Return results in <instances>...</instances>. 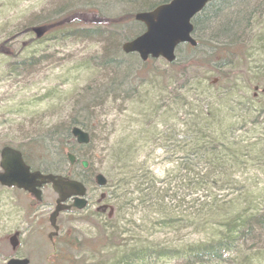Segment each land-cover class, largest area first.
I'll return each mask as SVG.
<instances>
[{
    "label": "rangeland",
    "instance_id": "374dc122",
    "mask_svg": "<svg viewBox=\"0 0 264 264\" xmlns=\"http://www.w3.org/2000/svg\"><path fill=\"white\" fill-rule=\"evenodd\" d=\"M151 1L0 0L3 51L0 55V149L5 142L19 140L24 135H27L23 137L25 142L45 138L53 132L61 134L63 142L59 147L45 139V148L41 143V147L33 145L30 151L26 149L28 165L54 176H63L68 171L74 175L75 169L69 166L65 155L75 141L66 129L73 118L78 119L91 136L90 144L75 152L91 162L90 170L84 174L89 206L82 211L60 214L54 254L48 240L52 232L48 217L56 200L51 188L42 193L43 210L33 212L22 192L0 187V264L12 257L25 258L29 264H200L185 259L188 248L191 250L194 244L207 239L209 228L217 232L223 218L220 216L243 213L254 215L244 223L254 232L236 237L231 249L233 255H225L226 260L218 264H264V228L253 225L264 223V118H254L255 108L264 110V95L253 104L252 92L248 90L264 86V0H248L239 6L217 2L200 14L193 33L198 51L192 54L186 46H181L178 55L181 64L194 57L204 64L206 47L216 46L218 42L243 46L242 49L235 47V56L215 57L213 63L220 74L231 73L238 79L216 86L211 82L217 77L211 74L207 80L210 88L201 82L208 72L205 69H199L197 76L176 79L163 60L143 66L137 56L124 55L120 50L125 57L121 59L126 82L137 86L135 90L139 87L140 94L132 95L129 91L133 90L132 86L124 88L112 81L115 78L106 70L104 54L109 52V44L118 47L123 36L135 33V24L123 28L118 35L94 28L90 33H78L62 40L44 36L36 39L34 34L25 31L27 26L41 27L77 9H88L100 15H95L96 18L112 21L132 13L135 10L132 5L137 7ZM238 12L246 13L249 22L245 21L241 31L236 30L232 37L224 38L218 31ZM191 98L197 102L191 103ZM132 100L131 105L126 104ZM218 102L226 105L218 107ZM152 103L161 107L155 113L164 114L149 119L152 126H145L146 119L141 116ZM216 108L224 111L221 114L224 118L216 114L219 117H211L203 125L199 113L207 110L212 114ZM196 124L200 130L197 133L201 132L209 145L195 143L191 151L198 154L191 156L193 161L176 162L182 152V141L194 134L191 129ZM221 128H227L225 136L217 141L219 134L214 129ZM142 130L150 131L146 137L140 135L141 141H136ZM120 141L125 150L115 154V158L112 152L107 154V149ZM230 142L226 153L239 150L242 157L256 155L262 159L255 164H245L243 158L225 162L227 158L220 154ZM176 150L180 154L174 155ZM146 156L149 179L159 188L157 211L133 209L123 198L114 200L112 187L99 188L92 182L95 172L109 179L118 166L136 171L135 166H141ZM215 156L221 167L215 165ZM197 159L205 160V164ZM192 173L204 177L208 184L215 182L211 185L220 189L204 186L205 181L201 189L192 192ZM213 176L217 181H213ZM169 181L170 185L164 188ZM100 195L105 196V203L112 209L111 218L107 212L100 217L95 213ZM213 198H221V210L213 214L200 208V204L209 203ZM191 200L197 202L192 204ZM206 213L218 218L204 220L211 225L197 228ZM16 232L20 237L13 250L10 239Z\"/></svg>",
    "mask_w": 264,
    "mask_h": 264
},
{
    "label": "trees",
    "instance_id": "16d2710c",
    "mask_svg": "<svg viewBox=\"0 0 264 264\" xmlns=\"http://www.w3.org/2000/svg\"><path fill=\"white\" fill-rule=\"evenodd\" d=\"M168 1L169 0H160V1L155 2V0H153L151 2L145 3L144 5H140L137 7H136V5H132L133 6L132 8L135 7L134 8L135 10L132 13H129V14L123 15V16H119L115 20H112V21H105V20L98 18V17L96 18L95 15H98V14H95L88 9H83V11L77 9L75 11L68 13L67 15H63V16L59 17L56 21L45 23L44 25H42L41 27H38V28L44 33V35H43L44 37L62 40V38H66V37H70V36H76L78 33H85V34L90 33L89 30L94 29V28H102L109 33H116L118 35V33L121 32L123 30V28L127 29L128 27H131L133 24H135L136 25L135 27H137V30L135 31V33H133L129 37L123 36L122 42H124L130 38L136 37L137 35H139L143 31V27L141 25L135 23L133 20V15L135 13L150 11L155 6L162 4V3H166ZM247 1L248 0H215L211 4L207 5L204 10H206L207 7L209 8V7L213 6V4H215L217 2H221L224 5H232L235 3L239 6L242 3L245 4ZM239 8L241 10L243 8V6L239 7ZM200 14L198 16H196L192 21L193 33L195 32V26H196L198 19L201 18ZM98 16H100V15H98ZM246 19H247L246 13H243V15H242V12H238L237 14H235V17L233 19H231L229 21H227L228 20L227 19L225 21V24L227 23V25L225 26L224 24H222L221 29L218 32L224 38L232 37L234 35V33L236 32V30L241 31L240 30L241 26L244 24L245 21H246V24L249 22L248 21L249 18L247 20ZM224 27H225V29H224ZM33 28H34V26H32V25L27 26L25 28V31L27 33H32ZM217 44L218 45H216V46H207L206 47V51L204 52V56L202 57V59L204 60V64H201L200 59H198L196 57L192 58L190 62H186L184 64L183 63L181 64L180 61L178 60L179 59L178 55L180 52V50H179L180 48H178L176 51L175 62L167 65V67H169L170 70L174 72L173 74H174V77L176 79L184 77V76H187V77L197 76L199 69H205V71H208V72H207L206 77L203 79L204 81H201V82L205 83L207 88H210V84H207V80L210 78L209 75H211V74L213 76L217 77L216 86L223 84V83L227 84V82L232 81V80L236 81L238 79L237 76L231 75V73L220 74L221 72L213 65V63H215V60H214L215 57H218V59H224L225 57H227L229 55L235 56V51H236L235 47H238V49H242L243 46H241V44H239V43L234 44V46H230V43L225 44V43H219L218 42ZM120 45L121 44H119L118 47H115L114 45H110V44L108 45V46H110V50L108 53L104 54V60H103V61H105L104 64H105L106 68H110L111 70H113V69L116 70V67H114V66H116L118 64L117 59L118 58H122V59L125 58L119 52ZM187 49L190 51V53L194 54L195 52L198 51V44H197L196 48H190L189 46H187ZM201 51H204V50H201ZM2 54H3V51L0 48V55H2ZM150 62L154 63L156 61H148L147 63L142 64V65L146 66ZM167 77H168V79H170L171 75H169ZM192 80H195V79L193 78ZM176 81L177 80H175V82ZM252 88L249 87L248 90H250L252 92ZM262 95H264V93L258 94L256 98H252V94H251V98H250L251 102L253 104H256L258 97H260ZM192 100L195 101V98H192ZM219 100L221 101L222 99H219ZM154 102H157V101H154ZM153 104L154 103L151 104L152 106L149 109H151L153 107H155V108L158 107V104H156V105L154 104L155 106ZM225 105H226V103L225 104L224 103L222 104L219 102L217 103L218 107H224ZM153 115H154V113L148 114V115L146 114V116H148V117H152ZM199 115L202 116L203 125L205 123H208V121L211 118L210 116L204 115L202 113H199ZM259 116H261V118H264V110H262L261 107L254 109L255 120H257V118H259ZM240 118H241V116H240ZM238 119H236V120L238 121ZM194 124H195V122H194ZM77 126L80 127L82 130H85L83 125H77ZM232 127H233V125L229 126L228 128H232ZM226 129L225 128L214 129V132L216 131V133L219 134L218 138H215V139H219L217 141L223 140V138L225 136V130ZM149 131L150 130L140 131L138 133V138L135 140L141 141L140 135L142 137H144V136L146 137L149 134ZM191 131H193L195 136L193 138H191L189 141L191 143V147L193 146V148H195L196 146H195L194 139L196 138L197 132L200 131V130H197V124L193 125ZM24 136H27V135H24ZM24 136L20 137L21 139H19V140L15 139V138L11 139L12 142L11 141L5 142L3 144V146H10V147H13V148L19 150L22 153V156L27 163L28 160H27L26 155H25L26 149H28L30 151L31 147L33 145H35L36 147H41V143H44V141H43V138L40 137V138H36V139H29V141L24 142V139H23ZM212 137H214V136H212ZM212 137H210V138L213 140L214 138H212ZM13 140L16 142H13ZM186 140L182 141V143L184 144ZM131 141L134 142V140H131ZM144 141H145V138H144ZM204 145L208 146L209 144L206 141ZM221 145H223V143ZM230 147H231V142H230V145H228L224 148V150L221 152L220 155H222L223 157H226L227 158L226 160L231 161V162L239 161L240 157L242 156V154H240L239 150L231 151L232 152L231 154L226 153L227 150H225V149L230 148ZM43 148H45L44 144H43ZM122 149L125 150V148H122ZM190 153H192V151H190ZM193 154H198V152H195ZM204 154L205 153L203 152L201 155H204ZM114 158H115V154H114ZM215 158H216L215 165H217V164H219V161H218L219 158H217L216 156H215ZM197 160H199L200 163L205 164V160H201V159H197ZM225 162H227V161H225ZM139 166H135L137 168L136 171H140L141 166L140 167ZM119 168H121V166H119ZM208 168H210V167H208ZM131 171L134 172L135 169L126 167V169L123 170L122 176L124 175L127 178ZM72 176H74V175H72ZM190 178H191L190 185L192 183V186H191L192 191H196L198 189H201L202 186L204 185L203 182H205V181L206 182H205L204 186L210 185V186H208L209 188L216 187V186L211 185L212 183H215V182L208 184V181L205 180L204 177L199 178L198 173L197 174L192 173L190 175ZM216 178L217 177L213 176V181H215ZM149 181H150V185L152 187H149L145 190H148L149 193H151L150 191H152V193H154L155 188H154L153 182L150 179H149ZM110 183H111V181H110ZM155 186H156V184H155ZM216 188L220 189L218 187H216ZM154 195H155L154 196L155 198L153 199V201L158 200L157 199V196H158L157 193H155ZM207 197L208 196H204V198H207ZM200 203H202V202H200ZM204 203H206V202H204ZM204 203H202V204H204ZM202 204H200V205H202ZM136 208H139V206L136 205ZM238 219H239V223L237 226H232V225L230 227L227 226V227L223 228L219 232L218 235H215L212 238H207L202 243L194 244L193 246L195 248H192L191 250H190V248H188V250L184 253L185 259L195 260V263H200V264L206 263V262L207 263L208 262L217 263V264L223 263L226 260L224 257L225 255L227 257H230V255H233L231 253V249L234 245V241H235L236 237H239L241 235V233L251 235L254 232L253 231L254 229L251 226L244 224V223H246V221L248 219H246L245 217H241V216H239ZM255 223L256 224H253L254 226H258L260 229L264 228V223H261V224L257 223V222H255ZM248 227L251 230H249ZM102 240L108 241L107 237H102Z\"/></svg>",
    "mask_w": 264,
    "mask_h": 264
},
{
    "label": "water",
    "instance_id": "95a60500",
    "mask_svg": "<svg viewBox=\"0 0 264 264\" xmlns=\"http://www.w3.org/2000/svg\"><path fill=\"white\" fill-rule=\"evenodd\" d=\"M213 1L170 0L167 3L159 4L150 11L135 13L134 20L143 25L144 31L135 38L124 42L121 45V52L124 55H136L142 63L149 59H162L167 64L173 63L179 45L188 44L193 48L196 46V41L192 37V19ZM33 33L37 38L43 34L38 28L33 29ZM257 90L258 88L255 87L253 97L256 96ZM262 92H264V86ZM70 135L79 145H86L89 142L88 134L80 128H73ZM66 157L72 166L74 164L73 157L71 155H66ZM94 182L100 188L104 187L106 183L100 174L96 175ZM44 184H51L52 190L57 195L55 209L49 217V224L54 229L53 234L48 236L51 240V235H54L58 230L55 223L60 212L68 211L71 208L84 209L86 205V201L83 199L84 187L63 177L30 172L18 151L9 147L1 149L0 186L22 189L33 195L35 200L40 201V187ZM70 198L73 199L72 205H65V202ZM111 215L112 210L110 209L108 217L110 218ZM15 245V240L12 239V248H15ZM6 264H29V261L13 258Z\"/></svg>",
    "mask_w": 264,
    "mask_h": 264
},
{
    "label": "bare ground",
    "instance_id": "6f19581e",
    "mask_svg": "<svg viewBox=\"0 0 264 264\" xmlns=\"http://www.w3.org/2000/svg\"><path fill=\"white\" fill-rule=\"evenodd\" d=\"M199 14H197L196 16H198ZM193 19H192V21H193ZM192 37H193V32H192ZM121 45H122V43H121ZM121 45H120V51H121ZM117 60H118V62H117L118 64L116 66H114V67H116V70H114V69L111 70L110 68H108V69L106 68V70L109 72L108 74L112 75L115 78L112 81H115L116 83L119 82V84H118L119 86L124 87V88H128V87L132 86V84L127 83L126 79H125V76L123 75V72L125 71L124 70L125 67H124L123 61H122L121 58H118ZM102 72H105V71H102ZM135 80H136V78L133 75L131 77V81H133V83H134ZM214 80L211 83H213ZM127 84H129V85H127ZM136 87L137 86L134 85L133 90H129L132 95L140 94L139 93V91H140L139 87H138V89L135 90ZM252 98H253V96H252ZM132 102H133V100L131 102L130 101L127 102L126 104L131 105ZM194 102H197V100L195 99ZM191 103H193L192 98H191ZM160 108L161 107H159L157 109V107L156 108L153 107L151 109H145L144 110V114H142L143 116H141V115L140 116H141V119H146L145 126H152L149 123V119L153 120V118L157 117V116L159 118L162 117V115L164 113H160V114L155 113V111L159 112L161 110ZM222 112L224 113L223 110H221L219 108H216L212 114L208 113L207 110H204V112H202V114L208 115V116L213 117V118L214 117H219V116H216V114H219L220 115V119H222V118H224V117H221L222 116L221 115ZM152 113H154V115L152 117L149 118L148 116H146V114L148 115V114H152ZM77 125H82V124L78 121V119H74L73 118L71 120V124L67 127L66 131H68V133H70L73 128H80ZM52 131H54V128L50 132H52ZM83 131L88 134L89 142L86 145H79V144L76 143V141L74 143L70 144V146L68 148L69 152H67V155H71L73 157L74 164L71 167H72V169H75L74 170L75 174H74V176H72L73 174L68 171V172H66L64 174L63 178H66L68 181L76 182V183H79V184L82 183L83 186H84V183H85L84 174L87 173L90 170L91 162L85 156L75 155V152L80 147L87 146V145L90 144L91 136L89 134V131H86V130H83ZM46 133H48V131H46ZM47 136H48V134H47ZM47 136H45V138H44V136L43 137L41 136L43 138V141H44L43 144L45 145V147L47 146V144L45 143V139L49 143L51 142L50 143L51 145L52 144L56 145V147L57 146L59 147L62 144L61 142H63V137H61V134H56V133L53 132L48 137ZM194 136L195 135L192 134V136L187 137V140L185 141L186 144L185 143L182 144V146H181L182 152H181V155L179 156V158L176 157V159H177L176 162L180 161L181 163H190V162L193 161L194 158H191L193 153H190L192 148H191V143H190L189 140L191 138H193ZM195 140H196L195 141L196 144H199V143H202L203 145L205 144V138H204V136H203V134L201 132L197 133ZM53 147H55V146H53ZM121 147H122L121 141L116 143V144L113 143L111 145V147L107 149V154H110V152H112V154H117V153H119L121 151V149H122ZM179 152H180V150H176V151H174L173 154L174 155L180 154ZM107 154H106V156H107ZM100 158L101 157H99V159ZM242 158H243V161H244L245 164H249V163L250 164H255L256 162H258L259 160L262 159L260 156L257 157L256 155H251V156H245V157L241 156L239 161ZM148 161H149V158L146 156V158L141 163L140 171H134V172L131 171L127 178L124 175L122 176L123 170L126 169V167L119 168V166H118L116 168V171H114L113 173H111L109 175V179H107L102 173L95 172V174H93V176H92V182H94V179H95L96 175L100 174V175L103 176V178L105 179V182H106L104 187H109V188L112 187V192L111 193H112V197L114 198V200H118L120 198H123L129 203V205L133 209L136 208V205H137L143 211H152V212L157 211V209L155 208L156 204H157V200L153 201V199L155 198L154 194L158 193L157 190H159V188H156V186H155L154 187L155 188L154 189V193H152V191H150L151 193H149L148 190H145V189H147L149 187H152L150 185L149 176H148L149 170H147L148 168H150L149 167L150 165L148 164ZM225 161H228V160H225ZM83 164H85V166H83ZM219 165L221 167L220 162H219ZM184 166L187 167L188 165L185 164ZM167 178H169V179L171 178L170 177V173L167 175ZM110 181H111V183H110ZM168 183L169 184H165L164 185V188H166L168 185H170V181ZM196 191H192V192H196ZM102 196L104 198V204H105V206H103V207L105 208V207H107V204L105 203V196L104 195H102ZM219 199H221V198H219ZM219 199H216V200H214V199L212 200L211 199L209 203L206 202V203L200 205V208L202 207L203 210L210 211L213 214H215L216 212H218V210H221V207H219V204L222 203V200H219ZM196 202H197V200H191L190 201V203H192V204H195ZM97 206H98V204L96 202L95 207H97ZM152 215L156 216V215H158V213L157 214H152ZM239 216L245 217L246 219H248L247 221H249V219L254 217V215H247V214H244V213L240 214V215L239 214H227V215L220 216V217H223V218H222V221L219 222L218 231L216 232V230H211L212 228L211 229L209 228L210 231L207 232V233H209V237L208 238H212L213 236L218 235L219 232H220V229L222 230L223 228H225L227 226H229V227L231 225L232 226H237L238 223H239V219H238ZM215 217H211V216H209V214L206 213L205 217L203 218V220L200 223L197 224V228H204L206 225H209V224L211 225V223L203 222V221L204 220L205 221L213 220V219H215ZM216 218H218V217H216ZM247 221H246V223H247ZM114 233H116V232H114Z\"/></svg>",
    "mask_w": 264,
    "mask_h": 264
},
{
    "label": "flooded vegetation",
    "instance_id": "af4514ba",
    "mask_svg": "<svg viewBox=\"0 0 264 264\" xmlns=\"http://www.w3.org/2000/svg\"><path fill=\"white\" fill-rule=\"evenodd\" d=\"M42 173H44V172H42ZM48 188H51V186L49 184L42 185L41 186V193H43V191L45 189H48ZM10 190H15V189L11 188ZM20 192H22V191H20ZM22 193L24 194L25 198L30 201V207H31L33 212H41L43 210L44 204L42 203V200L40 203H36L28 193H25V192H22ZM66 204H68V205L71 204V201H68ZM97 204H98V206L96 207L97 210H95V213L99 217L103 216L107 211L106 212L104 211L103 206H105V204H104V198L102 195H100V198L97 201ZM87 206H89L88 201H87ZM87 206H86V208H87ZM72 211H73V209L67 211L64 214H67V213L72 212ZM59 216L60 215H58V217ZM58 217H57V219H58ZM58 234H59V231L52 237V240H49V242L51 243V246H53V245L55 246V244H56L55 242H56ZM14 235H16V240H17L16 244L18 245V238L20 237V234L16 232Z\"/></svg>",
    "mask_w": 264,
    "mask_h": 264
}]
</instances>
